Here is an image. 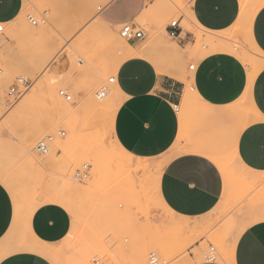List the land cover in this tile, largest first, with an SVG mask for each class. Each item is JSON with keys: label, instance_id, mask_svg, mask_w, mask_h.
Returning <instances> with one entry per match:
<instances>
[{"label": "rangeland", "instance_id": "374dc122", "mask_svg": "<svg viewBox=\"0 0 264 264\" xmlns=\"http://www.w3.org/2000/svg\"><path fill=\"white\" fill-rule=\"evenodd\" d=\"M184 1L188 0L160 2L169 13L166 23L183 16L187 29L203 39V47L177 48L163 28L143 26L147 38L142 51L158 70L181 73L184 67L194 66L191 58L206 55V46L219 41L214 39L229 45L247 68L264 65V57L249 48L238 29L219 36L193 27ZM241 2L254 10L264 0ZM100 6L99 0H25L21 15L4 25L0 35V183L16 211L29 214L42 203H57L72 217L70 233L62 242L29 245L42 248L40 254L52 264H189L212 258L221 262L250 222L242 206L244 195L258 191L239 175H254L233 159L222 161L229 193L200 218H178L160 206L155 176L166 159L136 160L122 153L111 136L110 106L117 88L108 80L115 79V68L124 58L137 52L119 31L96 24ZM65 18L76 27L85 22L86 28L67 47L68 58L57 59L64 43L62 26L56 21ZM166 47L177 53H169ZM18 80L27 89L19 87L21 96L9 97ZM103 88L109 93L100 98ZM60 91L70 101L60 97ZM49 137L48 152H38L36 145ZM77 171L86 176L76 178Z\"/></svg>", "mask_w": 264, "mask_h": 264}, {"label": "crops", "instance_id": "0c3cea01", "mask_svg": "<svg viewBox=\"0 0 264 264\" xmlns=\"http://www.w3.org/2000/svg\"><path fill=\"white\" fill-rule=\"evenodd\" d=\"M161 1L99 0L96 24L113 32L130 25L144 34L140 41H126L137 53L124 58L115 68L113 83L120 103L111 125L112 139L122 153L136 160L166 159L154 187L155 195L160 206L178 218L206 216L225 200L230 180L222 161L234 160L240 169L254 175H239L256 185L258 191L244 195L242 206L250 222L236 237L227 258L189 264H264V65L249 81L251 68L238 57L230 52L209 51L191 58L194 66L184 67L181 73L158 70L142 51L147 38L143 26L163 28V33L180 49L194 45L198 36L194 29H187L184 17L180 16L175 37H170L166 23L169 13ZM184 2L189 14L187 21L193 27L219 36L236 28L241 39L248 46L250 41L264 57V4L245 33L239 22L241 0ZM24 7L25 0H0V23H12ZM56 23L62 26L60 37L64 46L55 57L67 59V47L79 38L86 24L76 27L67 18ZM99 32L109 36L104 29ZM166 50L171 53L172 48ZM78 66L82 67V63ZM186 91L191 92L187 99ZM179 160L202 161L201 171L188 178L175 167ZM71 227L69 211L57 203H42L29 214L16 211L10 193L0 183V264H9L21 248H27L40 264H52L40 254L42 248L29 244L56 245L68 236Z\"/></svg>", "mask_w": 264, "mask_h": 264}, {"label": "built area", "instance_id": "2783aa9c", "mask_svg": "<svg viewBox=\"0 0 264 264\" xmlns=\"http://www.w3.org/2000/svg\"><path fill=\"white\" fill-rule=\"evenodd\" d=\"M29 21L34 25L36 22L32 19L29 18ZM169 36L174 38L175 37V31L176 29H178V21H172L169 26ZM4 33V24L0 23V35H2ZM119 35L122 39H124L125 41L129 42V41H140L143 39V32L140 29H136L131 27L130 25H124L121 27ZM109 83H113L114 82V78H110L108 80ZM19 87H22L24 89H27L26 83L22 80H18L17 84H15L9 91L8 96L9 97H13L15 95L21 96V94L19 93ZM107 94V89L103 88L100 91V98H104ZM59 96L62 97L63 99H65L66 101H70L71 97L69 95H67V93H65L64 91H60L59 92ZM52 142V138H46L45 140L40 141L37 145H36V150L40 153L46 154L48 152V145ZM86 169V167H85ZM86 174H82L80 171H77L75 174L76 178H80V177H85ZM211 251H213V249H211ZM152 257V256H151Z\"/></svg>", "mask_w": 264, "mask_h": 264}, {"label": "bare ground", "instance_id": "6f19581e", "mask_svg": "<svg viewBox=\"0 0 264 264\" xmlns=\"http://www.w3.org/2000/svg\"><path fill=\"white\" fill-rule=\"evenodd\" d=\"M264 3H262V4H260L259 6H257L254 10H249V9H246L245 7H243V6H246V5H243L242 7H243V9L241 10V13H240V23H241V25H242V28L244 29V31H245V33H248L249 32V30H250V27H251V22H252V18H253V16H254V14L258 11V9L263 5ZM196 38V37H195ZM201 40H202V42H203V39H201V37L198 35L197 36V41H196V46H198V47H201ZM205 40H207V39H205ZM204 40V41H205ZM214 40H217V39H214ZM219 40V39H218ZM217 40V41H218ZM212 41V40H211ZM209 42H210V40H209ZM249 42V48L250 49H252V50H254L255 52H256V50L253 48V46H252V43L250 42V41H248ZM202 47H203V45H202ZM208 49H209V51H213V52H217V51H221V52H230V53H232L233 52V49L228 45H223L222 44V42H210L209 43V45L208 46H206ZM204 48H205V46H204ZM170 52V51H169ZM171 53H173L174 55L177 53L176 51H173V50H171ZM190 53H192V52H190ZM212 53V52H211ZM210 54V53H209ZM256 71L257 70H250V72H249V81H251L252 80V78L254 77V75L256 74ZM115 89H116V87H115ZM187 93L185 94V99H187V98H189L190 97V93H189V91H186ZM117 94H118V90H115V92H114V95L117 97ZM187 96V97H186ZM111 98H112V96H111ZM111 100V99H110ZM112 101V100H111ZM119 103H120V101L116 98H114V100L112 101V103H111V106H110V113H111V118H112V120H113V118H114V115H115V112H116V110H117V108H118V105H119ZM160 165V164H159ZM154 167V166H153ZM157 169V168H156ZM161 169H162V166H161V168H159V170H157V173H156V175L157 176H155L156 178H155V185H156V183H158L157 181H158V177H159V175H160V172H161ZM154 170V169H153ZM155 172H156V170H155ZM154 185V186H155ZM156 187V186H155Z\"/></svg>", "mask_w": 264, "mask_h": 264}, {"label": "snow or ice", "instance_id": "6c2138e0", "mask_svg": "<svg viewBox=\"0 0 264 264\" xmlns=\"http://www.w3.org/2000/svg\"><path fill=\"white\" fill-rule=\"evenodd\" d=\"M253 131L255 130L253 129ZM202 164V161L197 160H179L176 162L175 167L186 177L192 178L194 173L201 171L200 166ZM9 264H40V261L27 248H21L15 257L9 261Z\"/></svg>", "mask_w": 264, "mask_h": 264}]
</instances>
